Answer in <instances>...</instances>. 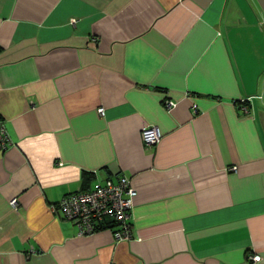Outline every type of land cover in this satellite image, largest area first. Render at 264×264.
Returning a JSON list of instances; mask_svg holds the SVG:
<instances>
[{
	"label": "crops",
	"instance_id": "obj_1",
	"mask_svg": "<svg viewBox=\"0 0 264 264\" xmlns=\"http://www.w3.org/2000/svg\"><path fill=\"white\" fill-rule=\"evenodd\" d=\"M0 120V264H264L257 0H0ZM123 176L129 240L52 210Z\"/></svg>",
	"mask_w": 264,
	"mask_h": 264
},
{
	"label": "built area",
	"instance_id": "obj_2",
	"mask_svg": "<svg viewBox=\"0 0 264 264\" xmlns=\"http://www.w3.org/2000/svg\"><path fill=\"white\" fill-rule=\"evenodd\" d=\"M170 105V103H168ZM240 109L248 114V104L242 103ZM103 114V108H99ZM144 145L150 146L160 140V132L156 126L145 125L141 129ZM8 135L0 120V150L6 148ZM136 190L129 178L119 177L117 181L107 179L98 182L92 189L78 190L67 194L59 202L52 205V210H60L64 217L72 221L78 228V234L86 235L101 229H110L114 239L129 240L132 235L131 211ZM16 206V200L10 201ZM254 262L260 260L259 255L252 257Z\"/></svg>",
	"mask_w": 264,
	"mask_h": 264
},
{
	"label": "water",
	"instance_id": "obj_3",
	"mask_svg": "<svg viewBox=\"0 0 264 264\" xmlns=\"http://www.w3.org/2000/svg\"><path fill=\"white\" fill-rule=\"evenodd\" d=\"M258 4L260 5L263 13H264V0H257Z\"/></svg>",
	"mask_w": 264,
	"mask_h": 264
}]
</instances>
